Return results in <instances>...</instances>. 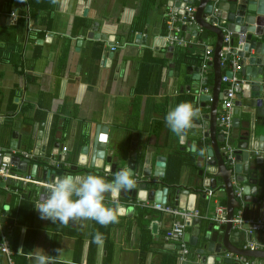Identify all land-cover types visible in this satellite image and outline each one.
<instances>
[{
  "label": "crops",
  "instance_id": "1",
  "mask_svg": "<svg viewBox=\"0 0 264 264\" xmlns=\"http://www.w3.org/2000/svg\"><path fill=\"white\" fill-rule=\"evenodd\" d=\"M176 1L0 0V148L8 153L13 171L51 179L43 171L48 161L55 160L61 162L60 171L55 172H59L58 176L91 174L87 170L92 168L89 165L93 147L88 148L85 165L78 163L79 153L106 126L105 153L115 149L126 156L134 143L140 149V164L145 152H153L154 157L164 155L166 164L168 156L181 162L179 173L169 181L165 180V166L163 182L188 187L196 184L195 188L202 183L209 174L206 154L210 138H201L200 144L196 130L191 128L181 139L166 127L165 116L181 102L198 106L203 116L208 113L210 101L201 106L198 95L203 88L212 92V66L208 64L202 70L201 65L205 49L214 44L215 35L208 32L207 38L200 39L204 27L187 30L175 21L178 36L188 43L171 42L170 10L177 8ZM192 5L196 7L197 1ZM112 45L116 46L113 51ZM213 56L212 50L211 60ZM195 67L199 71H194ZM224 87L222 83L221 90ZM233 116L234 113L232 119ZM244 116L242 113L241 121ZM256 119L261 121L258 116ZM260 128L259 134L264 133V125ZM12 130L19 131L20 147L15 140L11 144ZM236 133L231 126L229 142L233 149L239 140L234 137ZM56 142L58 146L54 145ZM63 145L67 147L65 152L61 150ZM22 151L33 153V158L24 159ZM103 160L102 166L107 165L105 156ZM22 161H27L26 167L19 165ZM34 164L37 168L32 173ZM227 164L233 165L229 161ZM97 170L100 176L106 174L105 170ZM112 177L110 174L107 179ZM235 177L232 174L233 191L242 190L248 177L242 182ZM134 179L149 177L138 171ZM224 185L218 183L213 194L201 199L199 207L193 209L198 211L200 222L192 225V219L186 226L189 236H183L182 242L187 252L181 258L182 242L165 238L175 216L153 209L149 205L153 200L124 196L125 192L105 196L104 203L114 210L118 223L102 226L85 220L64 226L40 218L35 207L47 196L40 187L27 185L16 192L12 180L0 179V264H33L37 253L51 257L53 264H62L57 249L70 257L72 264H209L201 260L204 254L197 260L196 250L205 243L199 234L210 222L225 224L213 220L217 207H222V216L228 217ZM234 196L238 204L233 207L232 217L244 204L248 216L264 219V212L256 210L252 214L249 200ZM146 201L150 203L144 205ZM114 205L125 210L118 211ZM168 205L178 207L172 202ZM231 231L238 232L231 243L240 249H248L245 245L249 241L264 243V229L252 236L234 227ZM2 232L8 252L1 249ZM96 232L103 234L102 245L93 242ZM191 233L198 236L196 243H191ZM229 258L243 260L242 264L262 261L261 257L244 259L243 255L226 250L214 264H228L225 259Z\"/></svg>",
  "mask_w": 264,
  "mask_h": 264
},
{
  "label": "water",
  "instance_id": "2",
  "mask_svg": "<svg viewBox=\"0 0 264 264\" xmlns=\"http://www.w3.org/2000/svg\"><path fill=\"white\" fill-rule=\"evenodd\" d=\"M196 1V24L192 27L183 26V29L195 31L200 25L206 29L200 39L207 38L208 32H213L215 35L214 44L208 46L213 50L214 55L208 63L212 66L210 70L214 71V83L210 87L212 92L201 90L198 95L201 106H206V101H210V109L204 116L199 110V116L194 119L192 127L196 130L195 135L199 138L197 142H202L201 138H210L211 146L208 147L206 154V163L210 166L209 174L203 177L202 183H198L197 188H195L196 184L192 187L182 184L169 185L161 179L165 174L166 157L164 155L160 154L154 157L153 152L149 154L145 152L140 164L137 161V152L140 149L137 150L134 143L126 156L120 150L115 152V149H109L105 153L108 138L106 126L95 135L92 143L81 148L77 161L85 165L88 160V148L93 147L89 165L92 168L86 169L88 172L94 174L95 171L100 176L97 169L105 170L113 177L109 179L104 175L100 177L111 182L122 169L130 168L133 174L140 171L143 176H147L149 179L136 180L137 185L134 189L125 193L122 191L124 196L161 203L172 202L175 206L187 210L198 208L200 200L207 198V194L204 192L206 187L214 189L218 183L224 182L227 192L228 219L232 218L233 207L238 204L231 183L232 174L235 173L237 175L235 179L239 182L248 177V181L242 186V193L243 197L251 202V212L254 215L256 210L264 212V133L259 134L260 126L264 125V0H177L176 5L177 8H182L186 3L195 4ZM228 32L230 39L224 41V34ZM223 45L229 46V50L223 53L224 60L221 64L222 55L220 53ZM234 56L239 57V67L235 70L230 62ZM194 71H199V68L195 67ZM222 73L228 76L234 74L241 84V90L236 93L232 107V113H234L232 127L237 130L234 137L239 140L232 150L233 159L229 161V163H233L231 167L227 166L226 155L221 149L224 138L216 132V117L222 108V100L225 95V87L221 90ZM242 113L245 116L241 121ZM255 116H258L261 121L258 119L255 121ZM204 118L206 120L203 124ZM18 132V130H12L11 144L15 140L16 146L20 147L21 140ZM37 135L39 137L40 134ZM54 145L58 146L59 143L56 142ZM58 151L56 152L58 153ZM104 156L107 165L102 166ZM7 158L9 159V156ZM26 164L27 161L19 163L21 167H26ZM36 168L37 165L34 164L32 173ZM58 174L49 169L43 171V175H48L51 179L64 176L61 174L58 176ZM157 185L163 186L154 188ZM170 187H173L172 190ZM119 195H106V197ZM116 208L118 211L121 208L123 211L125 210L123 206ZM199 222L200 218L195 217L192 225L195 223L198 225ZM231 227V221L218 226L210 222L205 231L199 234L205 243L202 249L197 248L196 250L197 260L200 258V254H204L201 257L204 263L205 261L209 263V257H214V261H218L220 255L228 250L243 255L244 259L247 256L261 257L262 261L259 264H264V250L240 249L232 245L233 236L238 235V232L231 231ZM154 228L155 225H153ZM184 236H189V233L185 232ZM197 238L198 236L191 233V243H196ZM225 260L228 264H232L234 259ZM234 261L233 264H242L243 260Z\"/></svg>",
  "mask_w": 264,
  "mask_h": 264
},
{
  "label": "built area",
  "instance_id": "3",
  "mask_svg": "<svg viewBox=\"0 0 264 264\" xmlns=\"http://www.w3.org/2000/svg\"><path fill=\"white\" fill-rule=\"evenodd\" d=\"M216 9V8H215ZM196 7L192 4L186 3L182 8H171L170 10V22L169 27L171 30H173V33L169 36V40L171 42H176L182 45H186L188 42L182 37H179V27L175 26V21H179L182 25L186 27H192L196 24ZM201 31V29H200ZM230 39V33L224 34V41H229ZM116 49V46L112 45L110 47V50L113 51ZM229 50V46H222L221 55L223 58V53L225 51ZM211 54L212 50L211 48L207 47L204 52L203 62L201 65V69L205 70L208 67V63L211 60ZM224 60V58H223ZM223 60L221 61V64L223 63ZM239 57L234 56L231 59V65L233 70L239 67L238 64ZM222 83L225 84V95L222 100V108L216 118L217 120V131L219 134H221L224 138V141L222 143V151L226 155V160L231 161L233 159L232 154V146L229 142V133L232 126V107L233 102L235 100V95L237 92L241 90V84L238 81V79L234 76H228L226 74H222L221 76ZM204 91H207L206 88H203ZM63 152L67 150L66 146H62L61 149ZM6 153L2 148H0V179H10L15 183L16 192H20V187L27 188V185L30 186H37L40 187L42 190L41 193L47 194V186L52 183L55 179H37L31 174H19L12 169V163L10 162V158L8 159L5 155ZM11 154V153H10ZM21 156L26 159H32L34 154L30 153L28 151H22ZM61 162L50 160L45 165V170L49 169L52 171H60ZM108 173L104 174L105 177H108ZM204 192L207 194L208 197H210L213 194V189L206 187L204 189ZM234 194L242 198L243 193L241 188H236L234 190ZM144 205L149 204L147 201L146 203L143 202ZM152 206L153 209H156L158 211L166 212L173 214L175 216L174 221L171 223L170 228L165 233V238L169 240L179 241L182 242L186 226L188 223L191 222V220L198 216L197 210H185L180 209L178 207H172L168 205L167 203H161V202H154L152 204H149ZM222 207H217L215 215L213 216V220L215 222L219 223H226L227 221H231L232 227L242 229L248 236H252L257 231L264 229V219L262 218H254L248 216L246 211L244 210V204L243 206L238 210L237 214H235L231 219H228L226 216H222L221 213ZM1 216V213H0ZM1 218V217H0ZM256 250V249H262L264 248V243H258V242H252L249 241L248 244L245 245V248ZM1 249L4 252H8V246H7V238L5 234L2 232V245ZM187 252L185 244L182 242L181 246V258L185 257V253Z\"/></svg>",
  "mask_w": 264,
  "mask_h": 264
},
{
  "label": "clouds",
  "instance_id": "4",
  "mask_svg": "<svg viewBox=\"0 0 264 264\" xmlns=\"http://www.w3.org/2000/svg\"><path fill=\"white\" fill-rule=\"evenodd\" d=\"M52 2L56 3L57 0ZM198 116V108L189 102H181L167 112L165 124L177 137L185 139ZM2 122L3 117H0V123ZM136 185L137 181L130 168L119 171L111 182L94 174L83 177L64 175L47 186L46 198L40 200L35 208L41 219L51 220L54 224L59 222L67 226L70 222L93 220L107 226L119 221L114 210L105 205V196L128 192ZM93 242L102 245L103 234L96 232ZM56 251L62 264H72L70 257L63 256L60 249ZM32 259L33 264H53L51 257L41 253L35 254ZM214 260V257H209V264H214Z\"/></svg>",
  "mask_w": 264,
  "mask_h": 264
},
{
  "label": "trees",
  "instance_id": "5",
  "mask_svg": "<svg viewBox=\"0 0 264 264\" xmlns=\"http://www.w3.org/2000/svg\"><path fill=\"white\" fill-rule=\"evenodd\" d=\"M181 165H182L181 162L175 160L173 156H168V160L166 164L165 180L169 181L172 178H175L179 173V168Z\"/></svg>",
  "mask_w": 264,
  "mask_h": 264
},
{
  "label": "bare ground",
  "instance_id": "6",
  "mask_svg": "<svg viewBox=\"0 0 264 264\" xmlns=\"http://www.w3.org/2000/svg\"><path fill=\"white\" fill-rule=\"evenodd\" d=\"M137 179V178H136ZM150 203V202H149ZM137 206V205H136ZM133 207H134V205H133Z\"/></svg>",
  "mask_w": 264,
  "mask_h": 264
}]
</instances>
